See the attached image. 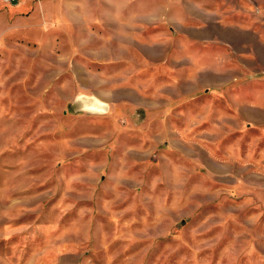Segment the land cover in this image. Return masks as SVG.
Masks as SVG:
<instances>
[{"label":"rangeland","instance_id":"rangeland-1","mask_svg":"<svg viewBox=\"0 0 264 264\" xmlns=\"http://www.w3.org/2000/svg\"><path fill=\"white\" fill-rule=\"evenodd\" d=\"M0 264H264V0H0Z\"/></svg>","mask_w":264,"mask_h":264},{"label":"bare ground","instance_id":"bare-ground-1","mask_svg":"<svg viewBox=\"0 0 264 264\" xmlns=\"http://www.w3.org/2000/svg\"><path fill=\"white\" fill-rule=\"evenodd\" d=\"M22 2V1H21ZM24 6V4L22 3V4H20V5H18V7H23ZM16 7V6H15ZM14 9H16V8H14ZM12 11H13V9H12ZM44 11V10H43ZM36 16V15H35ZM46 35V34H45Z\"/></svg>","mask_w":264,"mask_h":264}]
</instances>
